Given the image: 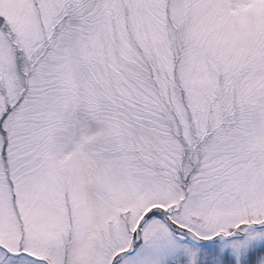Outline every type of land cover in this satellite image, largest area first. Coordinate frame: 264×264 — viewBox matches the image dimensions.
Wrapping results in <instances>:
<instances>
[{"label": "snow or ice", "instance_id": "1", "mask_svg": "<svg viewBox=\"0 0 264 264\" xmlns=\"http://www.w3.org/2000/svg\"><path fill=\"white\" fill-rule=\"evenodd\" d=\"M0 264H264V0H0Z\"/></svg>", "mask_w": 264, "mask_h": 264}]
</instances>
